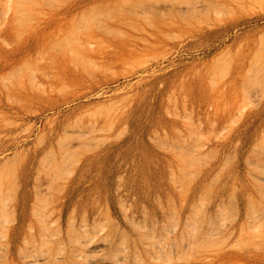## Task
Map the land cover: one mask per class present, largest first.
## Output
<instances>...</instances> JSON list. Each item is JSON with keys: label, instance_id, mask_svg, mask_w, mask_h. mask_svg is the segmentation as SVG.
I'll return each instance as SVG.
<instances>
[{"label": "rangeland", "instance_id": "374dc122", "mask_svg": "<svg viewBox=\"0 0 264 264\" xmlns=\"http://www.w3.org/2000/svg\"><path fill=\"white\" fill-rule=\"evenodd\" d=\"M0 264H264V0H0Z\"/></svg>", "mask_w": 264, "mask_h": 264}, {"label": "bare ground", "instance_id": "6f19581e", "mask_svg": "<svg viewBox=\"0 0 264 264\" xmlns=\"http://www.w3.org/2000/svg\"><path fill=\"white\" fill-rule=\"evenodd\" d=\"M27 257V256H26Z\"/></svg>", "mask_w": 264, "mask_h": 264}]
</instances>
